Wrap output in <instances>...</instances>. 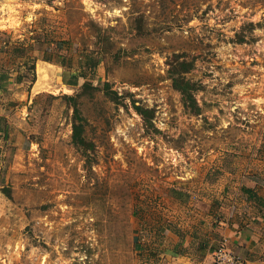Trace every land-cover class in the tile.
<instances>
[{
  "label": "rangeland",
  "instance_id": "374dc122",
  "mask_svg": "<svg viewBox=\"0 0 264 264\" xmlns=\"http://www.w3.org/2000/svg\"><path fill=\"white\" fill-rule=\"evenodd\" d=\"M249 183L264 0H0V264H169Z\"/></svg>",
  "mask_w": 264,
  "mask_h": 264
},
{
  "label": "crops",
  "instance_id": "0c3cea01",
  "mask_svg": "<svg viewBox=\"0 0 264 264\" xmlns=\"http://www.w3.org/2000/svg\"><path fill=\"white\" fill-rule=\"evenodd\" d=\"M218 195L208 234L201 239H180L183 250L164 249L169 264H213L212 252L223 240L238 256L235 264H264V185L249 183L237 191L223 188Z\"/></svg>",
  "mask_w": 264,
  "mask_h": 264
},
{
  "label": "trees",
  "instance_id": "16d2710c",
  "mask_svg": "<svg viewBox=\"0 0 264 264\" xmlns=\"http://www.w3.org/2000/svg\"><path fill=\"white\" fill-rule=\"evenodd\" d=\"M184 66H185V71H189V69L191 68V66L184 62L183 63ZM173 86L180 90L181 93L188 99V100H191L189 103L192 105L193 104V101H192V96H191V93H190V87H189V84L187 82H185L183 79H179L178 77H174L173 78ZM135 108L139 111V113H141L145 119H148L147 118V110L143 109L141 106H135ZM76 112V110H75ZM82 134V129H81V125L79 123H74L73 124V138H74V141L76 143H78L79 141L80 142H83V138L81 136ZM245 190H247L248 188L247 187H244Z\"/></svg>",
  "mask_w": 264,
  "mask_h": 264
},
{
  "label": "built area",
  "instance_id": "2783aa9c",
  "mask_svg": "<svg viewBox=\"0 0 264 264\" xmlns=\"http://www.w3.org/2000/svg\"><path fill=\"white\" fill-rule=\"evenodd\" d=\"M213 264H235L238 256L233 254L226 245V241H221L212 252Z\"/></svg>",
  "mask_w": 264,
  "mask_h": 264
},
{
  "label": "bare ground",
  "instance_id": "6f19581e",
  "mask_svg": "<svg viewBox=\"0 0 264 264\" xmlns=\"http://www.w3.org/2000/svg\"><path fill=\"white\" fill-rule=\"evenodd\" d=\"M40 74V73H39ZM46 76V75H45ZM39 79V78H38ZM40 81V80H39Z\"/></svg>",
  "mask_w": 264,
  "mask_h": 264
}]
</instances>
